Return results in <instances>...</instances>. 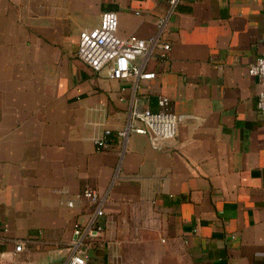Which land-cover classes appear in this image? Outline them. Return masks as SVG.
Here are the masks:
<instances>
[{
	"label": "crops",
	"instance_id": "0c3cea01",
	"mask_svg": "<svg viewBox=\"0 0 264 264\" xmlns=\"http://www.w3.org/2000/svg\"><path fill=\"white\" fill-rule=\"evenodd\" d=\"M106 11L120 36H158L155 78L79 59ZM263 55L264 0H0V264H67L75 223L96 215L85 186L104 198L91 264H264V114L248 71ZM160 96L181 116L175 138L98 147Z\"/></svg>",
	"mask_w": 264,
	"mask_h": 264
},
{
	"label": "built area",
	"instance_id": "2783aa9c",
	"mask_svg": "<svg viewBox=\"0 0 264 264\" xmlns=\"http://www.w3.org/2000/svg\"><path fill=\"white\" fill-rule=\"evenodd\" d=\"M183 0H169L172 12ZM167 23V17L158 20L159 31L162 32ZM119 15L115 11H106L102 14L100 25L93 29H84L80 33L78 57L91 68L100 71L109 67V74L114 79H152L156 72L149 71L145 65L158 44V36L139 38L135 36L123 37L119 35ZM165 51L169 44H163ZM165 56V53H163ZM139 57L144 58L143 64L136 63ZM249 74L258 79L261 89L257 97V108L264 114V55L257 57L248 68ZM159 109H143L134 103L128 115L125 126L113 133L106 129L96 142L99 148L108 146L110 139L116 135L119 138H128L132 133L152 135L160 139H172L178 134L181 116L171 108L170 98L160 96ZM78 198L88 199L96 205V215L89 225L83 227L79 223L74 225V236L69 247L67 264H91L92 240L102 231L99 218L104 214V198L98 191L90 186H85L77 195ZM72 207L74 200L68 201ZM25 248L24 241H18L13 255L22 252Z\"/></svg>",
	"mask_w": 264,
	"mask_h": 264
},
{
	"label": "trees",
	"instance_id": "16d2710c",
	"mask_svg": "<svg viewBox=\"0 0 264 264\" xmlns=\"http://www.w3.org/2000/svg\"><path fill=\"white\" fill-rule=\"evenodd\" d=\"M91 242H92V245H93V244H94V242H95V240H92ZM93 247H94V246H93Z\"/></svg>",
	"mask_w": 264,
	"mask_h": 264
}]
</instances>
